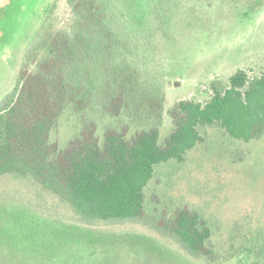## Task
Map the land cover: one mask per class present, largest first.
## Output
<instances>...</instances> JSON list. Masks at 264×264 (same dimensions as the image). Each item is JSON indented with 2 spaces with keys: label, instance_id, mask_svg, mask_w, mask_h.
I'll return each mask as SVG.
<instances>
[{
  "label": "rangeland",
  "instance_id": "374dc122",
  "mask_svg": "<svg viewBox=\"0 0 264 264\" xmlns=\"http://www.w3.org/2000/svg\"><path fill=\"white\" fill-rule=\"evenodd\" d=\"M77 4L0 0V107L24 67L28 74L36 71L46 36L79 30L83 14L90 19ZM105 5L124 35V58L146 88L165 96L161 142L173 131L170 112L181 101L207 103L215 86L225 89L240 70L251 78L264 75V0ZM88 21L81 28L98 38L101 29ZM110 124L99 123V134ZM72 130L63 120L53 137L62 143ZM201 133L202 143L185 163L156 168L137 222L83 224L33 181L0 178V264H264V139L237 144L218 126ZM183 208L211 228V261L192 256L165 231Z\"/></svg>",
  "mask_w": 264,
  "mask_h": 264
},
{
  "label": "trees",
  "instance_id": "16d2710c",
  "mask_svg": "<svg viewBox=\"0 0 264 264\" xmlns=\"http://www.w3.org/2000/svg\"><path fill=\"white\" fill-rule=\"evenodd\" d=\"M77 1L90 19L79 17L80 31L46 36L36 71L24 67L0 107V178L33 181L83 224L137 222L156 168L185 163L202 143V128L218 126L237 144L264 139V75L240 70L207 103H178L173 131L161 142L164 94L146 88L124 58V35L112 26L106 0ZM92 19L98 38L81 28ZM106 119L112 124L100 135ZM63 120L73 130L61 143L53 136ZM203 219L183 208L164 229L192 256L211 261L212 231Z\"/></svg>",
  "mask_w": 264,
  "mask_h": 264
}]
</instances>
